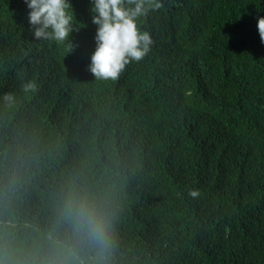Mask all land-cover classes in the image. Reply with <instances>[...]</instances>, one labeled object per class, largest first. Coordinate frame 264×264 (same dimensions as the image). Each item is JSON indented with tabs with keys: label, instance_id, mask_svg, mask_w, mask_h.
Masks as SVG:
<instances>
[{
	"label": "trees",
	"instance_id": "16d2710c",
	"mask_svg": "<svg viewBox=\"0 0 264 264\" xmlns=\"http://www.w3.org/2000/svg\"><path fill=\"white\" fill-rule=\"evenodd\" d=\"M68 2L56 42L0 0V182L21 176L0 224L24 241L70 172L114 173L118 264H264V0H163L132 84L90 73L92 0Z\"/></svg>",
	"mask_w": 264,
	"mask_h": 264
},
{
	"label": "clouds",
	"instance_id": "9594fccd",
	"mask_svg": "<svg viewBox=\"0 0 264 264\" xmlns=\"http://www.w3.org/2000/svg\"><path fill=\"white\" fill-rule=\"evenodd\" d=\"M24 2L36 39L69 40L74 15L68 0ZM164 7L163 0H92L96 47L88 70L96 80L114 83L123 79L132 84L138 71L129 64L142 61L154 43L139 21ZM256 27L264 43V16L257 18ZM35 88L34 82L23 84L26 93ZM3 101L11 106L15 98L9 93ZM20 181L14 169L0 182V202L5 206ZM188 194L196 198L200 192L190 189ZM119 211L114 173L93 177L83 170L70 172L54 193L46 223L33 228L26 240L18 239L11 220L0 224V264H118L122 256L117 234Z\"/></svg>",
	"mask_w": 264,
	"mask_h": 264
}]
</instances>
